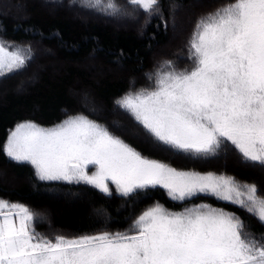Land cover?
<instances>
[{
	"label": "snow or ice",
	"instance_id": "1",
	"mask_svg": "<svg viewBox=\"0 0 264 264\" xmlns=\"http://www.w3.org/2000/svg\"><path fill=\"white\" fill-rule=\"evenodd\" d=\"M79 6L111 17L142 11L146 22L162 12L159 0ZM186 48L189 66L164 60L147 74L152 86L130 87L115 104L142 126L153 150L207 159L231 145L246 163L264 168V0H231L200 16ZM30 56V49L0 44V73L25 66ZM3 151L30 164L41 181L90 185L111 197L110 181L127 199L159 187L182 204L211 196L264 225V193L256 184L178 170L84 115L51 128L21 122ZM35 222L29 206L0 199V264H264V234L258 238L236 213L206 203L170 211L157 202L123 232L49 237Z\"/></svg>",
	"mask_w": 264,
	"mask_h": 264
},
{
	"label": "trees",
	"instance_id": "2",
	"mask_svg": "<svg viewBox=\"0 0 264 264\" xmlns=\"http://www.w3.org/2000/svg\"><path fill=\"white\" fill-rule=\"evenodd\" d=\"M20 1L12 0L16 4ZM23 2L27 15L23 21H15L0 12V41L8 43L6 47L12 45L31 50L30 59L19 72L0 77V172L5 173V177L0 178V199L29 206L36 216V231L49 237L94 234L105 229L123 232L137 215L157 202L170 211L204 203L224 208L243 218L258 238L264 234V225L255 216L211 196H200L182 204L171 201L158 187L149 189L147 194L142 191L131 199L120 197L111 187L113 195L108 197L90 185L41 181L28 163L13 161L3 151L9 132L17 124L32 121L41 127H50L75 115L87 116L105 126L107 123L110 126L111 119L117 115V122L130 126L144 140L142 126L115 104L116 99L130 87L135 90L152 86L147 74L164 60L174 61L178 68L189 66L186 44L195 22L231 0H159L162 12L154 14L150 22H146L148 18L142 11L138 15L111 17L81 8V0ZM116 2L123 4L125 0ZM194 3L210 4V8L202 11ZM173 6H176L174 15ZM186 9L196 13H191L187 21L180 46L168 57L158 56L160 49L172 44L175 18ZM70 13H78L90 20L75 18ZM119 24L131 27L121 29ZM36 44L47 49L51 56L39 60V68L34 71L30 66L36 62ZM30 73L34 75L35 83L17 94L16 79ZM85 89L104 109V118L82 108L74 98ZM120 133L122 139L146 156L160 159L178 170H216L234 176L238 181L254 183L264 193V177L254 173L255 168L264 173V168L246 163L231 145L216 157L197 159L186 154L173 156L153 150L145 141L143 144ZM229 153L241 166L228 162L231 160L227 158Z\"/></svg>",
	"mask_w": 264,
	"mask_h": 264
},
{
	"label": "rangeland",
	"instance_id": "3",
	"mask_svg": "<svg viewBox=\"0 0 264 264\" xmlns=\"http://www.w3.org/2000/svg\"><path fill=\"white\" fill-rule=\"evenodd\" d=\"M23 1L24 0H21L19 4H16V3H13L12 0H0V12H1V14L2 13H6V14L10 15L13 18V20H15V21L16 20H22L23 21V20L27 19V15H26V12H25L26 7H25V3ZM194 5H195L196 8H199L202 11L209 10V8H210V4L201 5V3H194ZM207 7H209V8H207ZM180 13H181L180 16L179 17L176 16V18H175L174 27L172 26V28L176 29V32L173 33V36L171 38L172 44L169 47H164L163 49H160V51L158 52L159 53L158 56L168 57L172 53L174 48L180 46V43H181V40H182L181 39L182 35L185 32V30H186L185 28L187 26V21L191 17V15H192L191 13H193V12L191 11V9L190 10L186 9L184 11L183 10L180 11ZM195 13H193V14H195ZM71 15L74 16L75 18H80L81 20H86V21L90 20V19L86 18L85 16H82V15H80L78 13H74V14H71ZM117 26L119 28H121V29L130 28L131 27V26L128 27L125 24H119ZM0 44H3V43L0 41ZM6 44H8V43H6ZM6 44H4V46ZM7 47H9V50L16 49V47H14L12 45H8ZM36 47L38 49V54L36 55V62H34L32 64V66H30V67H32V69H34V71L35 70L37 71V69L39 68V66H38L39 60H41L44 57L51 56V54L48 52V50L43 48L39 44H36ZM18 48H20V47H18ZM186 66L187 65H183V66H181L179 68H184ZM20 69L21 68L15 69V70H13L11 72H9L7 69H5L2 73H0V77L1 76H7V75L15 73V72H19ZM30 70H31V68H30ZM96 73L98 74V72H96ZM16 80H17L18 86L16 85L17 87L15 88V92L17 94L24 92L27 87H29V86H31L32 84L35 83L34 75H31V73L29 75L23 74ZM74 98L79 103V105L80 104L82 105V106L80 105L82 108H86L90 112L94 113L96 116L104 118V116H103L104 109L101 107V105L99 103H97L95 100H93V98H92V96H91V94H90V92L88 90L85 89L81 93H79L77 95H74ZM111 114H112V112H111ZM117 119L118 118H117V115H116L113 119H111L110 126L107 123V127L110 128V130L114 131L117 135H119V133L121 132L122 134L126 135L129 138H133V139L137 140L138 142L145 144L144 140L140 138V136L137 134L136 131H134L130 126L129 127L126 126L124 123L117 122ZM54 126L55 125L50 126V127H45V128H51V127H54ZM15 127L12 130H14ZM118 131H120V132H118ZM10 132H9V134H10ZM229 155H230V153L228 154L227 158L229 157L228 159L229 160L231 159V160L228 161V162H232V163H234V164H236L238 166H241L236 161L235 157L232 158V156L231 155L229 156ZM94 170L95 169L92 166H89V173L90 174ZM181 171H185V170H181ZM187 171H196V170H194V169L192 170L191 169V170H187ZM200 172L201 173H208V172H210V170H208L207 172H203V171H200ZM213 173L219 175L222 172L220 173L219 171L213 170ZM254 173L256 175H258V177H260V178L264 177V173H262V171L259 170L258 168H255ZM4 174L5 173L0 172V178L5 177ZM34 174H35V171H34ZM35 176H36V174H35ZM48 182H63V181H48ZM108 183L110 185V188L113 187L114 191H115L114 185H111L110 181ZM160 189H162V188H160ZM162 190L166 193L167 197L170 199V197L168 196L166 190H164V189H162ZM171 201H173V200H171ZM173 202L181 203L179 201H173ZM188 207H191V206H188ZM183 208L181 209V211L183 210Z\"/></svg>",
	"mask_w": 264,
	"mask_h": 264
},
{
	"label": "bare ground",
	"instance_id": "4",
	"mask_svg": "<svg viewBox=\"0 0 264 264\" xmlns=\"http://www.w3.org/2000/svg\"><path fill=\"white\" fill-rule=\"evenodd\" d=\"M208 8V7H207Z\"/></svg>",
	"mask_w": 264,
	"mask_h": 264
}]
</instances>
